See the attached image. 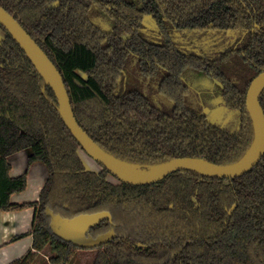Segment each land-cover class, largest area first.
I'll list each match as a JSON object with an SVG mask.
<instances>
[{
    "label": "trees",
    "instance_id": "16d2710c",
    "mask_svg": "<svg viewBox=\"0 0 264 264\" xmlns=\"http://www.w3.org/2000/svg\"><path fill=\"white\" fill-rule=\"evenodd\" d=\"M0 4L61 72L79 124L115 156L145 167L186 156L228 164L251 148L255 127L246 100L264 70V0ZM148 15L154 27L146 25ZM0 27V211L35 208L27 234L36 252L11 264H34L48 248V264H70L80 247L54 228L94 212L101 219L89 234L111 238L96 248L93 264H264V154L235 178L179 170L155 183L114 182L102 164L100 171L85 166L54 90ZM133 59L139 77L132 82ZM187 68L221 83L224 105L237 113L233 124H217L200 104L189 103ZM260 103L264 110V89ZM26 148L29 163L43 161L49 174L38 200L16 203L11 196L27 188L28 172L12 176L7 157Z\"/></svg>",
    "mask_w": 264,
    "mask_h": 264
},
{
    "label": "water",
    "instance_id": "95a60500",
    "mask_svg": "<svg viewBox=\"0 0 264 264\" xmlns=\"http://www.w3.org/2000/svg\"><path fill=\"white\" fill-rule=\"evenodd\" d=\"M0 24L17 40L36 69L44 77L46 84L54 90L61 116L82 149L121 181L135 185L155 183L168 174L179 170H195L210 177L235 178L250 171L262 158L264 154V110L260 103V94L264 89V70L252 79L247 92V109L253 119L255 137L251 148L243 158L233 163L217 164L202 157L186 156L172 158L151 167H145L119 158L105 150L79 124L61 72L14 15L8 12L1 4ZM102 215L111 216L108 211H104ZM100 219L101 213L99 212L81 213L72 218L62 220L54 228V233L59 238L72 242L80 248H97L111 238V235L95 237L89 234L90 229Z\"/></svg>",
    "mask_w": 264,
    "mask_h": 264
},
{
    "label": "rangeland",
    "instance_id": "374dc122",
    "mask_svg": "<svg viewBox=\"0 0 264 264\" xmlns=\"http://www.w3.org/2000/svg\"><path fill=\"white\" fill-rule=\"evenodd\" d=\"M144 21L148 27L155 26V22L153 18L149 15L145 16ZM101 22L102 25L105 27V29L110 27V22L106 17L103 18ZM4 35H5V31L0 27V39H2ZM221 44L222 43H216L215 46L221 47ZM127 67H128L129 81L132 80L133 82L134 80H137L139 77V73H138L136 59L130 61ZM164 73L165 71H162L155 78L149 79L148 84L150 82H151L150 86H152L153 84H157L161 80ZM182 77L190 85L192 89V93L189 97V103L195 106H197V104H200L202 106L203 111L208 114L210 120L221 125H231L234 123V121L237 120V113L234 110H231L224 105L222 98L221 83L216 78L208 76L203 72L193 68H187L184 71ZM226 127H231V126H226ZM80 154L82 156L85 166L88 169L94 171H100L102 169L101 164L98 161H96L92 156H90L84 149L82 148L80 149ZM24 163L25 164L23 166V170H19L20 173L24 172L30 167V164L27 160ZM40 164H42L43 169L38 168V164H37L33 167V169L30 170V174L31 177L42 180L46 177L47 172L49 171L46 164H44L43 162H40ZM34 174L38 175L39 178ZM109 179L114 182H119V178L113 174L109 175ZM32 188L33 186L31 185L30 189H28L29 191L27 194L31 195L30 193L32 191ZM51 253L52 252L50 251L49 248L41 253H38L33 263L48 264L47 263L48 257ZM96 254H97L96 248L77 249L74 253V257L72 258L70 264H93Z\"/></svg>",
    "mask_w": 264,
    "mask_h": 264
},
{
    "label": "crops",
    "instance_id": "0c3cea01",
    "mask_svg": "<svg viewBox=\"0 0 264 264\" xmlns=\"http://www.w3.org/2000/svg\"><path fill=\"white\" fill-rule=\"evenodd\" d=\"M31 152V148H26L7 157L9 163L12 166V176H18L24 173L25 171L28 172L27 188L24 191L16 192L11 196L12 201L16 203L31 202L38 200L40 191L49 174V172H47L46 177L42 179L41 182L40 179L34 180L36 178L31 177L30 170L33 169V167L37 164L38 168L43 169L42 164H40V162L43 161H36L31 164L29 163V169L20 173L19 170H23V166L25 164L24 162L26 160L29 162L28 157ZM31 185H33L34 190L32 189L31 195H29L27 193ZM37 185H39L38 188H36ZM34 212V207H27L21 210L0 211V264L14 263L17 259L23 257L30 250L36 252V250L32 246L33 237L32 235L27 234L32 229ZM23 234L27 235L14 239V237Z\"/></svg>",
    "mask_w": 264,
    "mask_h": 264
},
{
    "label": "bare ground",
    "instance_id": "6f19581e",
    "mask_svg": "<svg viewBox=\"0 0 264 264\" xmlns=\"http://www.w3.org/2000/svg\"><path fill=\"white\" fill-rule=\"evenodd\" d=\"M33 173H34V171H33ZM35 173H36V172H35ZM38 174H39V173H38ZM34 175H36V174H34ZM36 176H38V175H36ZM36 176H35V177H36ZM38 178H39V176H38ZM40 178H41V176H40ZM34 180H38V179L36 178V179H34ZM32 181H33V180H32ZM40 182H41V180H40ZM32 183H35V182H32ZM38 183H39V182H38ZM36 184H37V182H36ZM39 184H40V183H39ZM32 186H33V185H32ZM38 186H39V185H37L36 188H38ZM33 188H34V187H33ZM33 188H32V189H33ZM33 190H34V189H33ZM30 194H31V193H30ZM32 195H33V192H32Z\"/></svg>",
    "mask_w": 264,
    "mask_h": 264
}]
</instances>
